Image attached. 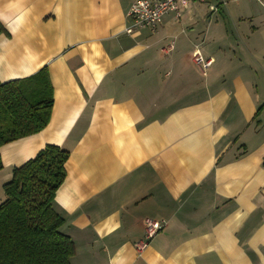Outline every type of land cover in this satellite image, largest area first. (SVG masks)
I'll use <instances>...</instances> for the list:
<instances>
[{
    "label": "crops",
    "instance_id": "obj_1",
    "mask_svg": "<svg viewBox=\"0 0 264 264\" xmlns=\"http://www.w3.org/2000/svg\"><path fill=\"white\" fill-rule=\"evenodd\" d=\"M135 1L0 0V82L46 68L53 97L44 129L0 147V203L57 146L70 264H264V0L127 34Z\"/></svg>",
    "mask_w": 264,
    "mask_h": 264
},
{
    "label": "trees",
    "instance_id": "obj_2",
    "mask_svg": "<svg viewBox=\"0 0 264 264\" xmlns=\"http://www.w3.org/2000/svg\"><path fill=\"white\" fill-rule=\"evenodd\" d=\"M2 34L8 36L0 23ZM52 103L46 68L23 79L0 82V147L44 129ZM68 157L61 148L46 145L12 170L2 187L0 264H70L74 246L60 232L63 218L53 209Z\"/></svg>",
    "mask_w": 264,
    "mask_h": 264
},
{
    "label": "built area",
    "instance_id": "obj_3",
    "mask_svg": "<svg viewBox=\"0 0 264 264\" xmlns=\"http://www.w3.org/2000/svg\"><path fill=\"white\" fill-rule=\"evenodd\" d=\"M216 5L209 4L211 11H217L219 7L226 6L229 0H215ZM208 0H136L130 7L127 18L129 26L125 29L127 34H132L136 30L147 29L154 31L161 23L162 19L169 13H175L178 17L181 10L186 9L192 3H207ZM193 62L202 71L210 66L211 61L205 60L199 52L193 56ZM162 225L157 222L146 221V238H152Z\"/></svg>",
    "mask_w": 264,
    "mask_h": 264
},
{
    "label": "rangeland",
    "instance_id": "obj_4",
    "mask_svg": "<svg viewBox=\"0 0 264 264\" xmlns=\"http://www.w3.org/2000/svg\"><path fill=\"white\" fill-rule=\"evenodd\" d=\"M3 189V188H2ZM4 193V192H3Z\"/></svg>",
    "mask_w": 264,
    "mask_h": 264
}]
</instances>
